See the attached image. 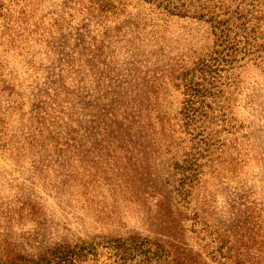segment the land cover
Masks as SVG:
<instances>
[{"label":"rangeland","instance_id":"374dc122","mask_svg":"<svg viewBox=\"0 0 264 264\" xmlns=\"http://www.w3.org/2000/svg\"><path fill=\"white\" fill-rule=\"evenodd\" d=\"M89 1L0 0V259L3 260L6 250H12L10 256L14 261L35 257L40 252L42 257L56 256L63 245L85 243L92 244L93 252L74 257L72 264H166L147 259L140 252L129 256L107 243L123 244L131 236L150 242L167 241L155 218L161 198L149 191L137 197L127 188L117 186L115 175L105 166V157L98 158L99 162L97 158L82 157L80 152L89 149L86 143L76 151H65L56 141L62 142L69 119L87 121L81 117L88 112L80 111L77 94L69 93L81 91V99L86 101L82 88L95 90L100 83L99 77L84 66L87 57L82 47L90 48L93 39L100 40L104 31L109 33L127 20L139 23L137 33L132 27L131 32L121 29L111 40L110 50H105V63L119 70L131 61L133 53L139 54L140 61H146L144 65L149 70L167 61L171 66L175 62L191 66L188 57L206 53V48L213 46V38L205 23L164 17L154 6L137 0H121L125 5L119 7L115 17L109 15L106 19L85 10ZM260 18L263 39L259 43L264 44V10ZM77 31L87 35L82 46L74 48ZM62 39L66 45L64 53L70 54L72 49L75 52L70 67L57 53ZM103 59L102 56L100 61ZM140 70L144 71L141 67ZM220 76L223 93L218 100L226 109L219 112L212 105L216 117L207 125L205 134L214 131L224 144L212 148V159L223 152L225 159L237 158L238 166L234 165L230 172L227 165L215 162L217 170L213 175L204 167L189 208L202 205L206 199L208 204L203 209L208 215L213 213L212 219L217 221L234 212L229 206L246 212V206L251 204L264 239V45L256 54L238 55L236 62ZM163 81L158 98L150 99L154 108L150 123L154 138L165 144L158 157L166 167L172 157L179 159L193 143L179 117L173 119L181 106L182 90L173 86V79L165 77ZM154 110L166 113L170 124L153 121ZM221 114L230 120L225 127L220 122ZM70 128L79 130L75 122ZM165 148L168 154L164 153ZM108 154L114 155L110 151ZM116 155L120 159L123 153ZM112 159L108 163L116 161ZM91 160L106 167L105 174L99 175ZM168 182L171 187L162 180L165 192L175 185L174 178ZM190 209L183 210L184 215L190 217ZM192 222L182 223L184 243L199 253L205 264H218L215 243L202 231V224L193 227ZM53 261L56 264L58 259Z\"/></svg>","mask_w":264,"mask_h":264},{"label":"trees","instance_id":"16d2710c","mask_svg":"<svg viewBox=\"0 0 264 264\" xmlns=\"http://www.w3.org/2000/svg\"><path fill=\"white\" fill-rule=\"evenodd\" d=\"M137 1L154 6V10L164 17L189 18L207 24L213 38V46L207 47L206 53L200 56L188 57L191 66L178 62L174 63L175 66H171L167 61L161 67L149 70L144 65L146 61H140L139 54L133 53L131 61L125 63L124 69L119 70L105 63L107 58L104 56L105 50H110L111 40L121 33V29L125 28L124 30L131 32L132 27L137 33L139 23L127 20L119 26L116 25L111 30L112 33L104 31L100 40L93 39L90 48L82 47V52H85L87 57L84 66L93 76L99 77L100 83H97L95 90L88 91L82 88V93L85 94L83 98L88 99L86 101L81 99V91L69 93L77 94L76 98L82 105L80 111L88 112L82 113L81 117L87 118V121L69 119L70 124L77 123L79 130H72L69 123L65 124L66 131L61 138L62 142L56 141V144L62 146L65 151H76L86 143L89 149L80 152L83 153L82 157L97 158L96 162H99L98 158L105 157V166L115 175L117 186L127 188L126 190L137 197L146 195L149 191L161 198L156 205L155 218L160 229L166 234L163 236L168 240L150 242L139 236H131L123 244L108 241L113 250L122 249V252L129 256L140 252L148 256L147 259H154L156 263L205 264L200 254L184 243L185 230L182 223L191 220L193 227L202 224V231L206 232L211 242L215 243L214 253L218 255V264H264V239L257 223L259 217L253 216L251 204L246 206V212L229 206L234 212L217 221L215 218L212 219L213 213L208 215L203 209L208 204L206 199L202 201V205L194 209L189 208L193 192L198 188L204 175L202 171L204 167L208 168L207 173L213 175L217 170L215 165L213 166L215 162L219 166L227 165L230 172L238 166L237 158L225 159L222 157L223 152L212 159V148L216 145L224 147V144L217 133L213 134L214 131L205 133L207 125L216 117L213 115L215 109L212 105L214 104L219 112H224L226 109V106L220 104L221 101L218 100L223 93L219 83L220 74L226 71V67L236 62L238 55L246 57L256 54L260 46L264 45L259 43V40L263 39L260 31L262 21L260 16L264 10V0ZM89 2L90 6L85 10L89 13H97L104 19L109 15L115 17L119 7L125 5L121 0ZM143 25L146 26L145 23ZM144 29L143 27L142 30ZM86 35L77 31L73 37L76 41L73 47L82 46ZM133 42V40L129 41L130 44ZM58 47L57 53L62 57L64 64L70 67L72 55H75L74 50L72 49L70 54L64 53L66 47L64 39L60 41ZM134 49L138 50L136 47ZM102 56L104 59L100 61ZM140 67L144 71L140 70ZM165 77L173 79L174 83L177 82V84L173 83V86L182 90L181 106L173 119L179 117L185 132L192 136L190 142L193 143L189 151L182 153L179 159L172 157L166 167L158 157L165 144L154 138L153 123H150L152 119L150 114L154 109L150 99L158 98V91ZM57 82L48 81L50 84ZM154 113L153 121L170 124L171 119L166 113L158 110H154ZM225 116L221 114L222 127L230 121ZM160 133L162 134V130ZM70 134H75V137ZM236 146L237 144L233 147ZM109 151L114 155H109ZM164 151L165 154L169 153L168 148ZM118 152L123 153L120 159L116 158ZM112 158L116 161L108 163V160H114ZM200 160H206L205 164ZM90 162L99 170V175L105 174L106 167L95 165L94 160ZM169 178H174L175 185L169 192H165L164 185L171 187ZM230 200L236 204L235 200ZM189 209L190 217L183 212ZM208 219L212 222L208 223ZM140 249H144L145 252ZM93 250L92 244L83 243L73 247L63 245L56 256L48 254L42 257L40 252L35 257L19 258L14 261H12L13 256H10L12 250L8 252L6 250L3 260L0 259V264H53L54 258L58 259L56 264H72L74 257L91 254ZM118 255L120 256L119 253Z\"/></svg>","mask_w":264,"mask_h":264}]
</instances>
